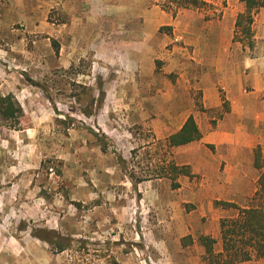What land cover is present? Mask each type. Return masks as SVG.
I'll return each instance as SVG.
<instances>
[{
  "label": "rangeland",
  "instance_id": "rangeland-1",
  "mask_svg": "<svg viewBox=\"0 0 264 264\" xmlns=\"http://www.w3.org/2000/svg\"><path fill=\"white\" fill-rule=\"evenodd\" d=\"M191 1L106 0L104 8L101 0H0V94L13 93L23 109L16 118L0 116V178L18 194L16 209L26 211L25 221L14 215L8 225H15V236L19 226L28 227L33 240V234L52 238L48 231L73 240L70 249L55 253L38 238L42 253L47 248L42 264H207L199 235L196 241L180 237L182 250L171 240L190 222L206 223L211 216L206 211L188 221L195 205L181 197L169 140L157 138L151 103L144 104L154 89L118 72L126 55L103 53L104 38L135 31V22L125 19L133 17L135 3L156 19L175 16L179 7L209 6ZM106 82L112 86L96 110L98 84ZM226 211L223 218L235 214ZM217 242L216 252L220 235ZM197 256L200 262H189Z\"/></svg>",
  "mask_w": 264,
  "mask_h": 264
},
{
  "label": "crops",
  "instance_id": "crops-1",
  "mask_svg": "<svg viewBox=\"0 0 264 264\" xmlns=\"http://www.w3.org/2000/svg\"><path fill=\"white\" fill-rule=\"evenodd\" d=\"M101 1L105 8L106 0ZM203 1L209 6L179 7L175 16L165 13L162 19L154 18L153 10L145 11L143 3L137 2L130 6L133 17L125 18L135 22V31L104 38V56L113 51L128 59L118 72L129 73L135 83L154 89L153 95L146 98L151 100L144 104L151 103L149 110L157 138L176 134L190 117L201 132L200 140L171 147L173 163L186 167L190 173L180 175L178 180L181 197L195 205L188 221L207 215L206 211L211 216L206 223L190 222L182 235L171 237L172 241L176 239L179 250L183 235H192L194 241L198 235L217 240L220 220L229 208H217L216 202L248 206L264 174V53L260 50L264 46V8L254 18L252 30L256 31L250 48L244 36L235 40L236 21L245 12L244 3ZM145 26L153 28L152 33H144ZM161 27H168L171 33H160ZM163 83H167L166 91L162 90ZM103 86L105 101L112 85L106 82ZM160 121L165 122L161 128ZM0 183L7 184L0 192V264H42V257L47 259V248L42 253L41 241L36 237L33 240L29 228L16 226L20 236L11 233L16 229L15 225H8V219L17 215L25 221L26 211L13 205L19 196L8 187V178H0ZM162 240L170 241L169 236ZM189 262L200 259L191 257ZM237 264H264V256Z\"/></svg>",
  "mask_w": 264,
  "mask_h": 264
},
{
  "label": "trees",
  "instance_id": "trees-1",
  "mask_svg": "<svg viewBox=\"0 0 264 264\" xmlns=\"http://www.w3.org/2000/svg\"><path fill=\"white\" fill-rule=\"evenodd\" d=\"M245 5V12L237 17L235 40L239 37V30L241 34L249 40L250 48H253L252 38V24L254 18L260 8H264V0H240ZM197 3L196 0L191 1ZM104 86L103 83L98 84V96L93 99L92 106L96 110L100 109L104 102ZM93 111V110H92ZM94 112L89 113V116L94 115ZM23 114V109L16 97L9 93L7 95L0 94V116L4 118H16ZM86 115V114H85ZM60 123L66 121H75L73 118L66 116V121L58 120ZM98 137V135H96ZM202 137L194 119L188 118L181 130L176 134L170 136L169 147H177L200 140ZM101 143L103 151L107 150V146ZM174 176L188 175L189 171L186 167H179L174 163L171 164ZM217 206L230 208L235 211L229 218H222L220 220V237L222 248L220 251H215L217 240L210 236H200L199 242L204 247L206 253L207 264H237L250 261L254 258H261L264 256V174L259 180V189L253 197L248 206L244 208L239 207L234 203L216 202ZM52 238H43L36 234L34 237L47 242L50 248L55 253H62L71 247V238H65L55 232H47Z\"/></svg>",
  "mask_w": 264,
  "mask_h": 264
}]
</instances>
